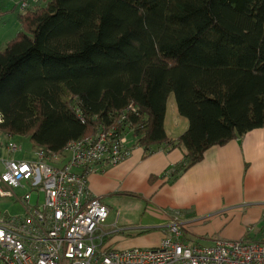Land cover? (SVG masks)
<instances>
[{
	"label": "trees",
	"instance_id": "1",
	"mask_svg": "<svg viewBox=\"0 0 264 264\" xmlns=\"http://www.w3.org/2000/svg\"><path fill=\"white\" fill-rule=\"evenodd\" d=\"M18 21L0 50V132L34 150L132 129L146 155L185 149L173 182L210 147L264 127V0H46ZM171 94L188 121L175 139Z\"/></svg>",
	"mask_w": 264,
	"mask_h": 264
},
{
	"label": "built area",
	"instance_id": "2",
	"mask_svg": "<svg viewBox=\"0 0 264 264\" xmlns=\"http://www.w3.org/2000/svg\"><path fill=\"white\" fill-rule=\"evenodd\" d=\"M35 1L19 0L18 5L24 11ZM128 132L132 129H99L68 142L62 154L35 149L32 160L4 159L0 199L19 202L24 211L13 215L0 208V264H264V243L188 241L187 223L177 216L169 217L154 247L107 245L109 210L89 194L87 178L95 165H115L130 155ZM4 148L11 154L20 146L9 140ZM60 157L66 159L63 164H58ZM26 187L28 192H16Z\"/></svg>",
	"mask_w": 264,
	"mask_h": 264
},
{
	"label": "crops",
	"instance_id": "3",
	"mask_svg": "<svg viewBox=\"0 0 264 264\" xmlns=\"http://www.w3.org/2000/svg\"><path fill=\"white\" fill-rule=\"evenodd\" d=\"M187 127L171 94L165 132L175 139ZM127 139L131 153L125 160L106 167L95 165L87 178L89 194L109 210L107 245L154 247L174 212L187 220L188 241L210 245L218 238L264 240V127L210 147L202 160L173 182L168 181V169L183 160V147L159 146L146 155L132 132ZM33 158L29 153L21 159ZM65 161L60 157L58 164Z\"/></svg>",
	"mask_w": 264,
	"mask_h": 264
},
{
	"label": "rangeland",
	"instance_id": "4",
	"mask_svg": "<svg viewBox=\"0 0 264 264\" xmlns=\"http://www.w3.org/2000/svg\"><path fill=\"white\" fill-rule=\"evenodd\" d=\"M18 2L19 0H0V50H2L6 46L7 41L13 38L16 35V32L19 29H21V26L17 19V14L21 12L22 10L19 7ZM45 3H46V0H36L35 2L31 3L30 6H35V5L40 6V5H45ZM112 129H115V127ZM9 140L16 142V144L20 146V149L11 154H6L4 143ZM127 143H128V139H127ZM29 153L31 155L34 154V147L32 146V144L30 143L27 137L25 136H12L11 137V136H6L5 134L0 132V171L3 170L4 159H11V158L21 159ZM28 191H29L28 187L16 189V192L18 194H23ZM34 198H35V195L33 193L32 199ZM0 208H1V211H4L5 209H7L13 215L21 214L24 211V208L21 203L19 202L13 203L12 200L3 199V198L0 199ZM171 216H177L180 218L182 215L180 212H177V213L174 212V214L170 215V217ZM180 219L187 222V220L183 217H181ZM242 240L251 241L253 239L246 237ZM254 241H257V240H254ZM258 242L264 243V240L258 241Z\"/></svg>",
	"mask_w": 264,
	"mask_h": 264
}]
</instances>
